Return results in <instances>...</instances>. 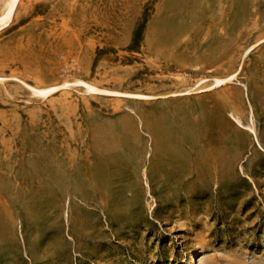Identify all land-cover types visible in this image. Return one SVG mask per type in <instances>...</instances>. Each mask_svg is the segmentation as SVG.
Masks as SVG:
<instances>
[{
  "label": "rangeland",
  "instance_id": "obj_1",
  "mask_svg": "<svg viewBox=\"0 0 264 264\" xmlns=\"http://www.w3.org/2000/svg\"><path fill=\"white\" fill-rule=\"evenodd\" d=\"M0 77V264H264V0H19Z\"/></svg>",
  "mask_w": 264,
  "mask_h": 264
},
{
  "label": "bare ground",
  "instance_id": "obj_2",
  "mask_svg": "<svg viewBox=\"0 0 264 264\" xmlns=\"http://www.w3.org/2000/svg\"><path fill=\"white\" fill-rule=\"evenodd\" d=\"M19 0H6L3 10L0 13V28L5 27L6 25H8V22L11 19V16L14 12V9L16 7V4L18 3ZM236 76V72L228 74L224 77H214L211 81V83H209L208 85L205 86V88H203V90L206 89H210V88H214L217 86L222 85L225 82L231 81L232 79H234ZM2 79V77H0V80ZM64 84V83H63ZM84 84L87 86L88 89L91 90H97L100 91L99 88H97L96 86L92 85V84H88L86 82H84ZM26 86L28 88H30L32 90V93L39 95V96H46L48 95L50 92H52L53 90L57 89L58 86L57 85H47V86H39V85H29L26 83ZM120 95H124V96H131V97H135V98H151L153 97L152 95H148V94H143V93H130V92H114ZM184 93H188V92H184ZM182 93V94H184ZM172 94H181V93H172ZM232 118L239 124V125H243L241 119L232 114ZM132 125V124H131ZM198 250H195L194 252H192L191 257L194 258L196 257Z\"/></svg>",
  "mask_w": 264,
  "mask_h": 264
}]
</instances>
